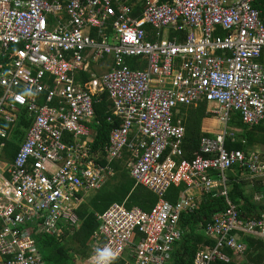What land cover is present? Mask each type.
<instances>
[{"label":"built area","instance_id":"1","mask_svg":"<svg viewBox=\"0 0 264 264\" xmlns=\"http://www.w3.org/2000/svg\"><path fill=\"white\" fill-rule=\"evenodd\" d=\"M256 2L0 0V264H46L33 236H59L60 225L75 230L76 210L114 175L92 148L94 103L104 93L121 121L110 132L107 162L126 151L135 185L158 201L149 212L114 203L96 214L88 264H111L127 250L133 264H166L182 237L181 215L197 207L193 192L219 189L227 205L204 228L214 245L198 251L193 264H226V250L243 254L233 232L264 237V215L241 220L226 189L235 166L264 185L262 157L225 149L231 111L249 127L264 123V15ZM132 59L145 66L132 68ZM106 61V72L75 81ZM201 102L213 106L207 113L224 130L201 137L198 153L186 160L185 129L174 114ZM22 117L28 131L7 163L6 126ZM181 184L184 196L175 204L163 199Z\"/></svg>","mask_w":264,"mask_h":264},{"label":"trees","instance_id":"2","mask_svg":"<svg viewBox=\"0 0 264 264\" xmlns=\"http://www.w3.org/2000/svg\"><path fill=\"white\" fill-rule=\"evenodd\" d=\"M51 1V0H45ZM255 8L264 15V0H257ZM139 9V7H138ZM137 11V10H136ZM139 17L138 12L132 14ZM223 34V33H221ZM177 35L170 33L169 37ZM182 36V35H181ZM139 59L128 60V64L135 68ZM141 63L142 67L145 66ZM89 75L81 73L76 80L85 82L89 79ZM207 103L201 102L197 106L190 108H180V113L174 117V121L182 119L185 127V137L182 144L183 158L191 160L198 153V145L201 137H214L202 131L203 119L210 118V114H206ZM94 130L95 136L92 142L94 151H100L102 157L100 164H109L114 175L88 200L76 210L79 220L78 227L70 234L63 226H59L62 234L54 236L48 233H38L33 237L36 242L37 249L47 264H74L75 257L82 260L88 258L89 243L96 232L98 222L96 214L104 212L114 203L124 204L127 209L138 207L143 211H150L157 203L158 197L142 186L135 185L129 174L130 155L123 151L120 159L107 162L105 148L108 144L110 132L120 126L121 121L112 117L111 103L107 94H102L95 99L94 103ZM110 118V121H108ZM29 122L24 118H20L18 125L14 128L11 140H18L20 143L24 137V130L28 128ZM23 126V128H21ZM226 127L240 130V134L230 136L226 132L225 149L227 151L239 150L245 155L255 151L256 148H264V123L257 126L249 127L242 123L239 113L231 111ZM8 128V126H7ZM19 150V144L13 141L6 142L3 150V157L8 162H12ZM167 152H165V155ZM233 171L244 173V169L235 166ZM215 178V175H211ZM229 183V184H228ZM227 183V198L236 205L241 220L248 221L257 217L264 212V206L261 203L253 201V194H246L244 191L245 183L237 181V177L229 176ZM186 189L181 184L177 187L170 186L163 199L171 204H175L180 193ZM261 189V188H259ZM214 192L203 194L199 204L192 213L185 212L180 218V227L182 229V237L179 242L174 245V259L171 264H193V259L198 250L204 247H212L214 242L205 237L202 233L205 226L211 221L212 217L226 209V201L219 193L213 195ZM235 234V232H233ZM241 242L245 245V252L240 258L241 264H264V242L251 237L244 236L241 232L237 233ZM137 239L133 241V244ZM228 258V264H236L235 256L232 251H225ZM243 262V263H242ZM111 264H124V259H117ZM222 264V263H221Z\"/></svg>","mask_w":264,"mask_h":264},{"label":"crops","instance_id":"3","mask_svg":"<svg viewBox=\"0 0 264 264\" xmlns=\"http://www.w3.org/2000/svg\"><path fill=\"white\" fill-rule=\"evenodd\" d=\"M140 62V61H139ZM142 63H144L145 64V62L144 61H141ZM261 62L264 64V54H263V56H262V59H261ZM138 63H136V65H137ZM139 64H141V63H139ZM109 65H110V61H106V63H98V64H96V65H94V64H91L90 66H89V71L87 72V73H85V74H87V75H89V77H90V74H94V75H101L102 73H104V72H106L107 70H108V67H109ZM141 67H142V65H141ZM81 73H84V72H79V74L78 75H75V81H77V82H81V81H79V80H76V77H78ZM88 80H90V78L88 79ZM87 80V81H88ZM86 82V81H85ZM81 83H84V82H81ZM195 106H197V105H195ZM193 107V106H192ZM181 107H179L178 109H177V111L175 112V114H174V117H176L179 113H180V109ZM182 108H185V109H187L186 107H182ZM188 108H190V107H188ZM210 108H213V106L212 105H208L207 104V108H206V114H209V113H207V111L210 109ZM112 114V113H111ZM210 118H207V119H203V121H202V131L203 132H206V133H210V134H217V133H219L220 131H217V130H214L213 128L211 129V128H206L205 127V125L210 121V119L211 118H213V117H215V116H213V115H211L210 114ZM22 118H24V117H22ZM25 119V118H24ZM26 120V119H25ZM19 121L20 120H18L14 125H12V126H8V128L7 129H9V130H11V133H10V137L9 138H11V139H13L12 138V134H13V132H14V128L18 125V123H19ZM175 123H178V124H181L183 127H184V125L182 124V119H177V121H174ZM95 123L93 122L91 125H90V129H91V131H92V141H93V139H94V136H95V130H94V125ZM7 127V126H6ZM28 127H29V125H28ZM21 128H23V126H21ZM184 129H185V127H184ZM24 130V137H23V140L20 142V143H18V140L16 141V140H11V141H13V143H16V144H19V147L22 145V143H23V141H24V139H25V137H26V134H27V131H28V128H26V129H23ZM225 132H227L230 136H233V135H235V138L237 137V135H239L240 134V130L239 129H235V128H228V127H226L225 126ZM6 145V144H5ZM249 154H257V155H259L260 157H262L263 159H264V148H256L255 149V151H253V152H250ZM7 161V160H6ZM7 163H8V161H7ZM10 163V162H9ZM226 175H227V177H229V176H234V177H237V181H242V182H244L245 183V186H244V191H245V193L246 194H253V201L255 202V203H261V205L262 206H264V185L262 184V181H260L258 178H251V177H248L249 175L248 174H246V173H240L239 175H238V173L237 172H235V171H233V169L232 170H230V171H228L227 173H226ZM110 179V178H109ZM108 179V180H109ZM107 180V181H108ZM213 180H215V178H213ZM107 181H105L104 182V184L107 182ZM103 184V185H104ZM229 184V183H228ZM175 187H177V186H175ZM228 188V186H227V184H226V189ZM259 188H261V189H259ZM101 189V188H100ZM99 189V190H100ZM97 192V191H96ZM96 192H93V194H95ZM219 192V189H217L214 193H213V195H215L216 193H218ZM192 195H193V197H194V199H195V201H196V204L198 205L199 204V201H200V198H201V196L203 195V194H201L200 192H193L192 193ZM93 195H91V196H89L88 198L86 197L85 199H86V201H85V203H87L88 202V200L92 197ZM182 196H184V194H183V192L182 193H180V195H179V198H178V200L180 199V198H182ZM177 200V201H178ZM168 202V201H167ZM124 205V204H123ZM236 206V205H235ZM133 208H138V207H133ZM237 208V207H236ZM138 209H140V208H138ZM140 210H142V209H140ZM143 211V210H142ZM238 211V210H237ZM144 212H149V211H144ZM239 213V212H238ZM264 215V212H262V213H260L257 217H255L256 215H254V217H253V219H256V218H259L260 217V215ZM252 219V220H253ZM180 229H181V227H180ZM67 230V229H66ZM75 230H77V229H75ZM75 230H73V231H70V230H67L70 234H72ZM97 230H98V226H97V229H96V232L94 233V235L92 236V238H91V240H90V243H89V252H88V258L87 259H85V260H82L80 257H75V259H74V264H88L89 263V261H90V259L95 255V253H96V251H95V249H96V242H95V235H96V233H97ZM181 231H182V229H181ZM204 235H205V233H204V230H203V232H202ZM237 233H239V232H235V234H236V238L239 240V242H241V240H240V237L237 235ZM244 236H248L249 234H244V233H242ZM205 237H206V235H205ZM251 237H253V238H255V239H258V240H261V241H263L264 242V237L263 236H261V235H259V234H256V235H251ZM206 238H208V237H206ZM209 239V238H208ZM210 240H212V239H210ZM213 241V240H212ZM242 243V242H241ZM243 244V243H242ZM244 245V244H243ZM245 246V245H244ZM205 248V247H204ZM203 248V249H204ZM207 248V247H206ZM93 250V251H90V250ZM203 249H200V250H198V251H201V250H203ZM132 252H130L129 250H127L124 254H123V256L121 257L122 259H124V264H133V259H132ZM244 254V253H243ZM243 254H235L234 253V255L235 256H237V257H235L234 259H235V261H236V264H241V257L243 256ZM174 257V248H173V251L170 253V255H169V258L167 259V262H166V264H171V262H172V260L174 259L173 258ZM120 258V259H121ZM241 258V259H240ZM194 260V259H193ZM46 264H47V262H45ZM229 263V262H228ZM228 263H226V264H228ZM243 263V262H242ZM222 264H225V263H222Z\"/></svg>","mask_w":264,"mask_h":264},{"label":"rangeland","instance_id":"4","mask_svg":"<svg viewBox=\"0 0 264 264\" xmlns=\"http://www.w3.org/2000/svg\"><path fill=\"white\" fill-rule=\"evenodd\" d=\"M206 128H213L214 130L217 131H223L224 130V126L220 123L218 116H215L213 118L210 119V121L205 125ZM0 168H3L2 164H0ZM93 195V193L91 192L87 198L89 196ZM90 251H93L92 249Z\"/></svg>","mask_w":264,"mask_h":264},{"label":"water","instance_id":"5","mask_svg":"<svg viewBox=\"0 0 264 264\" xmlns=\"http://www.w3.org/2000/svg\"><path fill=\"white\" fill-rule=\"evenodd\" d=\"M0 261H1V258H0Z\"/></svg>","mask_w":264,"mask_h":264}]
</instances>
